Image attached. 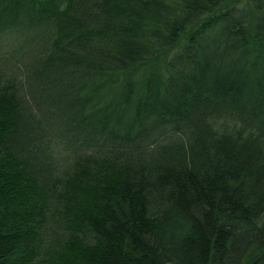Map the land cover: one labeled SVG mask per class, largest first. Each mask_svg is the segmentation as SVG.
<instances>
[{"label":"trees","instance_id":"obj_1","mask_svg":"<svg viewBox=\"0 0 264 264\" xmlns=\"http://www.w3.org/2000/svg\"><path fill=\"white\" fill-rule=\"evenodd\" d=\"M0 264H264V0H0Z\"/></svg>","mask_w":264,"mask_h":264}]
</instances>
